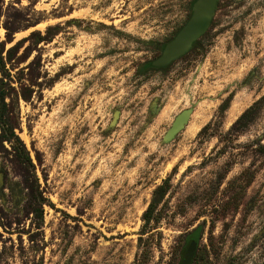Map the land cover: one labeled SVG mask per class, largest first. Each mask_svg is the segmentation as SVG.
<instances>
[{"label": "rangeland", "instance_id": "1", "mask_svg": "<svg viewBox=\"0 0 264 264\" xmlns=\"http://www.w3.org/2000/svg\"><path fill=\"white\" fill-rule=\"evenodd\" d=\"M189 2L0 0V110L32 160L0 129V264H178L196 226L192 264H264V0H220L187 54L140 73Z\"/></svg>", "mask_w": 264, "mask_h": 264}, {"label": "water", "instance_id": "2", "mask_svg": "<svg viewBox=\"0 0 264 264\" xmlns=\"http://www.w3.org/2000/svg\"><path fill=\"white\" fill-rule=\"evenodd\" d=\"M220 0H193L191 4V13L186 22L175 33V35L166 42L159 56L149 62L153 67H165L174 60L183 56L192 47L193 44L207 31L215 15ZM189 115V110L179 114L172 126L165 135V139H170L185 124ZM2 172H0L1 184ZM196 243L191 240L183 252L179 264H190L194 255Z\"/></svg>", "mask_w": 264, "mask_h": 264}, {"label": "trees", "instance_id": "3", "mask_svg": "<svg viewBox=\"0 0 264 264\" xmlns=\"http://www.w3.org/2000/svg\"><path fill=\"white\" fill-rule=\"evenodd\" d=\"M193 0H190L189 2V12L191 9V4ZM165 42V41H164ZM159 45V49L161 50L163 44ZM198 40L193 44V47L196 45ZM150 61L144 62L139 67V72L143 73L147 69L150 68H165V67H153L149 64ZM0 64H3L2 58L0 56ZM226 102H223L221 107L224 109L226 107ZM5 107V104L3 105V108ZM2 108V109H3ZM258 111V102L248 107L232 124V128L235 130H241L246 127V125L254 118ZM0 129H1V135L3 137V140H6L11 143L12 148L14 149L15 157L17 160L23 163H27L31 165V158L25 148V145L23 141L19 138V136L14 131V126H12L8 122V118L4 117L5 114L0 110ZM170 188V179L169 177L165 178L161 184H159L152 192L151 200L143 212L142 220H143V226L146 227L147 225H150V223L157 222L160 219V213L162 210L163 205L161 202L163 201L165 195L167 194L168 190ZM38 217L42 218V209L38 210ZM200 234V226L195 227L192 231H190L185 236V242L187 243L190 239L198 240ZM185 243V244H186ZM186 246L182 247V250L180 251L179 258L181 259V254L185 250ZM179 259V260H180Z\"/></svg>", "mask_w": 264, "mask_h": 264}, {"label": "flooded vegetation", "instance_id": "4", "mask_svg": "<svg viewBox=\"0 0 264 264\" xmlns=\"http://www.w3.org/2000/svg\"><path fill=\"white\" fill-rule=\"evenodd\" d=\"M218 4H219V3H218ZM217 8H218V7H217ZM190 13H191V9H190L189 15H188V17L186 18V20L189 18ZM215 13H216V12H215ZM214 16H215V15H214ZM213 19H214V17H213ZM213 19H212V21H213ZM186 20H185V21L179 26V28L175 31V33L181 28V26L186 22ZM212 21H211V24H212ZM211 24H210V26H211ZM210 26H209V27H210ZM207 30H208V29H207ZM175 33H174V35H175ZM205 33H206V32H205ZM205 33H204V34H205ZM204 34H203V35H204ZM174 35H173V36H174ZM203 35H202V36H203ZM173 36H172V37H173ZM202 36H201V37H202ZM172 37H171V38H172ZM201 37H200V38H201ZM171 38H170V39H171ZM200 38H199V39H200ZM170 39H168L167 41H165L164 44H165L166 42H168ZM199 39H198V40H199ZM164 44H163V45H164ZM162 47H163V46H162ZM192 48H193V47H192ZM192 48H191V49H192ZM161 49H162V48H161ZM191 49H190V50H191ZM190 50H189V51H190ZM189 51H188V52H189ZM188 52H187V53H188ZM160 53H161V51H160ZM187 53H185V54H187ZM185 54H184V55H185ZM184 55H183V56H184ZM158 56H159V55H158ZM181 57H182V56H181ZM181 57H179V58H181ZM155 58H156V57H155ZM155 58H153V59H155ZM179 58H178V59H179ZM153 59H151V60H153ZM151 60H149V61H151ZM176 60H177V59H176ZM174 61H175V60H174ZM171 63H172V62H171ZM141 65H142V64H141ZM141 65H140V66H141ZM140 66H139V67H140ZM167 66H168V65H167ZM139 67H138V71H139ZM140 73H141V72H140ZM143 73H144V72H143ZM226 106H227V105H226ZM225 108H226V107H225ZM258 109H259V107H258ZM185 110H189V109H184V110H182L181 112H179V113L175 116V118H176L179 114H181L183 111H185ZM245 110H246V109H245ZM245 110H244V111H245ZM244 111H243V112H244ZM189 112H190V111H189ZM243 112H242V113H243ZM257 112H258V111H257ZM242 113H241V114H242ZM241 114H240V115H241ZM256 114H257V113H256ZM240 115H239V116H240ZM115 116H116V113H114V117H115ZM239 116H238V117H239ZM188 117H189V115H188ZM238 117H237V118H238ZM175 118H174V120H175ZM174 120H173V122H174ZM187 120H188V118H187ZM187 120H186V122H187ZM173 122H172V124H173ZM186 122H185V124H186ZM234 122H235V121H234ZM234 122H233V123H234ZM233 123H232V124H233ZM172 124H171V126H172ZM185 124H184V126H185ZM171 126H170V127H171ZM170 127H169V128H170ZM231 127H232V125H231ZM182 128H183V127H182ZM182 128H181V129H182ZM181 129H180V130H181ZM232 129H233V128H232ZM168 130H169V129H168ZM168 130H167V131H168ZM180 130H179V131H180ZM179 131H177V132L174 134L173 137H171L170 139H167V140L165 139V135H166V133H167V132H166V133L164 134V137H163V138H164V141H169V140L173 139V138L175 137V135H177V133H178ZM19 138H20V137H19ZM27 152H28V151H27ZM28 154H29V153H28ZM29 156H30V155H29ZM31 162H32V160H31ZM0 172H2V171H0ZM2 176H3V172H2ZM2 176H1V179H2ZM160 184H161V183H160ZM1 185H2V181H1V184H0V192L3 191V188L1 187ZM156 187H157V186H156ZM156 187H155V188H156ZM155 188H154V189H155ZM152 192H153V191H152ZM151 197H152V195H151ZM164 198H165V197H164ZM150 200H151V199H150ZM163 200H164V199H163ZM149 202H150V201H149ZM148 204H149V203H148ZM147 206H148V205H147ZM146 208H147V207H146ZM144 211H145V210H144ZM196 227H197V226H196ZM194 228H195V227H194ZM194 228H193V229H194ZM191 231H192V230H191ZM198 239H199V237H198ZM191 240H194V241H195L196 246H195L194 255H193L192 259H191V263H190V264H192L193 258H194L195 253H196L197 245H198V240H195V239L192 238V239L188 240V242L185 244L186 247H187V245L189 244V242H190ZM185 249H186V248H185ZM183 252H184V251H183ZM182 256H183V253L181 254V259H182ZM181 259L179 260V263H180ZM179 263H178V264H179Z\"/></svg>", "mask_w": 264, "mask_h": 264}]
</instances>
